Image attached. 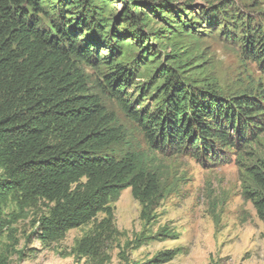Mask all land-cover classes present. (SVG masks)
Masks as SVG:
<instances>
[{"label": "trees", "instance_id": "obj_1", "mask_svg": "<svg viewBox=\"0 0 264 264\" xmlns=\"http://www.w3.org/2000/svg\"><path fill=\"white\" fill-rule=\"evenodd\" d=\"M112 1L0 0V238L5 230L3 209L10 198L53 203L36 232L42 241L60 239L100 212L106 214L101 225L109 227L114 216L109 204L127 187L141 204L143 220H151L158 207L157 173L138 167L139 151L123 128L113 125L101 100L89 93L83 62L107 65L106 91L138 124L151 150L190 154L218 164L264 130L262 92L227 98L203 91L183 78V64L159 59L155 41L182 39L178 35L185 28H190L189 38L201 32L197 22L182 19L192 3L121 0L120 9L107 13ZM217 10H203L201 15L208 21L222 18V34L240 45L264 73V21H242L238 36L226 24L227 10L221 16ZM148 12L177 25L172 30L147 28ZM209 14L216 15L206 17ZM122 36L135 44L124 42ZM104 46L110 52L100 55ZM154 58L152 79L161 81L155 84L150 109L144 103L146 84L136 85L140 93L131 98L128 89L140 65ZM138 101L139 109H133ZM250 174L254 188L249 198L264 223V162L252 165ZM95 239L84 238L80 248H91ZM175 254L163 251L144 264L165 263Z\"/></svg>", "mask_w": 264, "mask_h": 264}, {"label": "rangeland", "instance_id": "obj_2", "mask_svg": "<svg viewBox=\"0 0 264 264\" xmlns=\"http://www.w3.org/2000/svg\"><path fill=\"white\" fill-rule=\"evenodd\" d=\"M120 1L113 0L107 13L120 9ZM177 1L192 3L182 19L197 22L201 32L189 38L190 28H185L178 35L182 39L155 41L159 59L168 65L183 64V78L203 91L212 90L227 98L247 92L264 94L262 68L248 59L240 45L222 34V18L208 21L201 15L203 10L212 8L218 9L219 16L223 9L227 10L225 16L230 18L226 24L240 36L243 22L264 21V0ZM232 12L234 18H231ZM148 15L147 28L172 30L177 25L155 14L148 12ZM118 24L124 23L119 20ZM122 40L133 43L128 36H122ZM109 52L106 46L99 49L100 55ZM156 61L154 58L141 64L128 89L131 98L132 94L140 93L134 88L136 85L146 84L144 103L150 109L155 100L153 94L157 93L155 84L161 81L152 79ZM80 65L88 77L89 93L101 100L114 118L113 125L123 128L132 147L139 151L138 167L157 173L158 207L151 220H143L141 204L127 187L109 204L114 213L109 227L101 225L106 214L100 212L60 239L42 241L36 232L53 203L42 198L30 201L10 198L2 215L5 230L0 238V264H144L168 250L176 254L161 264H264V223L249 198V191L254 188L250 168L264 162V130L244 148L231 150L218 164L203 162L185 153H159L151 150L142 130L120 101L106 91L103 75L107 65L85 62ZM140 102L133 109H139ZM123 148L124 145L120 146L116 152L121 153ZM91 236L96 238L92 247L80 248L81 241Z\"/></svg>", "mask_w": 264, "mask_h": 264}]
</instances>
